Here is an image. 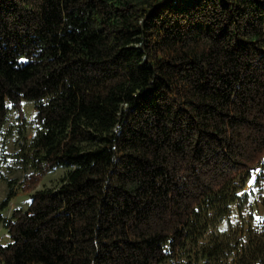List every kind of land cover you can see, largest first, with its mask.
I'll return each mask as SVG.
<instances>
[{
    "label": "trees",
    "instance_id": "1",
    "mask_svg": "<svg viewBox=\"0 0 264 264\" xmlns=\"http://www.w3.org/2000/svg\"><path fill=\"white\" fill-rule=\"evenodd\" d=\"M23 100L30 202L1 216L7 181L0 264H160L264 158V0H0V128ZM246 237L201 264H264Z\"/></svg>",
    "mask_w": 264,
    "mask_h": 264
},
{
    "label": "rangeland",
    "instance_id": "2",
    "mask_svg": "<svg viewBox=\"0 0 264 264\" xmlns=\"http://www.w3.org/2000/svg\"><path fill=\"white\" fill-rule=\"evenodd\" d=\"M21 109L22 112L17 111L8 102L5 122L0 128V201L7 193L8 180L12 181L16 191L7 208L1 212L3 217H8L14 208L25 209L30 202L31 193L22 191L21 185L32 167L23 160L22 153L34 133V102L23 100ZM69 168L59 165L50 169L41 177L36 189L58 186ZM234 184L238 188L237 197L229 205L228 212L218 218L213 209L207 210V227L197 241L186 242L173 258L160 264H201L198 250L202 244L217 239L227 242L228 246H241L247 241L248 232L252 236L264 235V158L247 175H240ZM10 240L3 222H0V244ZM233 254L235 251L226 258L222 256L221 264H232Z\"/></svg>",
    "mask_w": 264,
    "mask_h": 264
}]
</instances>
